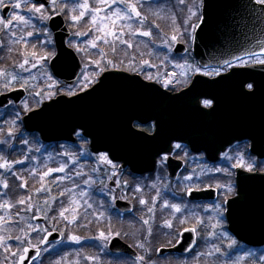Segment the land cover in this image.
Masks as SVG:
<instances>
[{
	"label": "rangeland",
	"instance_id": "obj_1",
	"mask_svg": "<svg viewBox=\"0 0 264 264\" xmlns=\"http://www.w3.org/2000/svg\"><path fill=\"white\" fill-rule=\"evenodd\" d=\"M6 3L17 2V0H5ZM22 7L20 9H13L9 17L14 14H20L25 16L30 21L29 24L25 25L14 21L11 29H7L0 23V28L6 33L5 38L8 42V48L12 49L17 45L25 47L26 43L31 39L42 36V44L52 46L53 38L49 30H46L47 20H41L39 14L28 12L30 7L29 0H18ZM85 0H57V4L46 9L45 17L51 16L53 13L64 14L67 20V24L72 29L73 39L69 41V46L72 47L80 57L84 58L86 53L93 52L99 59L103 57L105 65L109 66V58H106L102 46L107 47L108 51L114 55L118 60H130L127 64L128 70L137 72L145 77L151 76L152 79L157 82H162L165 88L171 90L179 89L181 86H186L191 77L196 73L194 69L198 68L195 62L192 60L190 54L177 56L173 53V47L177 42H181L190 47V41L192 37V30L195 25L201 0H129V3H135L138 10L141 12V18H136L133 14L131 21H120L116 27L118 39L111 35L100 40L97 37L104 35L103 32L96 31L97 25L91 24V13L85 15V17L76 25L70 20L71 8L74 3H84ZM92 7L98 5V0H87ZM67 4V9L64 5ZM27 5L28 7H25ZM119 7L124 8V4L117 3L113 5V8L107 9L108 14L111 11ZM55 8L56 11H52ZM0 8V17H2ZM79 11V10H77ZM195 13V15H193ZM101 16L105 15L104 12L100 13ZM151 16H154V22L151 21ZM8 17V18H9ZM141 19L143 23L141 24ZM6 20V19H5ZM157 21V23H155ZM82 29L77 30V27ZM182 23V25H181ZM131 24V28L127 25ZM33 25L35 27H33ZM46 25V26H45ZM123 25V27H121ZM151 25V26H150ZM159 25V27H157ZM170 27L175 34H167L163 29ZM2 31V29H1ZM139 31H150L152 35L141 36L138 34ZM15 33V36L12 33ZM33 33L29 36L28 33ZM86 33V34H79ZM177 36V40L173 41L171 37ZM23 38V39H21ZM39 39V38H38ZM37 39V41H38ZM96 40L97 46L93 48L89 41ZM128 41V44L122 41ZM46 41V42H45ZM39 42V41H38ZM2 41L0 40V46ZM131 45L129 47L128 45ZM40 50L43 54H37L33 56L31 53L26 54L21 64H24L25 59L28 63L24 64L23 68L21 64L17 70L6 72L16 76L15 81H11L10 77H0V84H8L9 89L14 87H24L27 90H31L30 98L21 105V110L26 111L27 109L39 106L43 101L53 98L57 92L65 91L67 95L69 92L78 93L84 91L83 87V76L88 75L90 78L97 80L101 74L99 68L96 67L95 63L85 62V69L77 82L73 87H65L60 81L55 79L51 74L48 67L49 57L44 52L45 49ZM39 56H47L45 60H40ZM50 56V55H49ZM102 56V57H101ZM105 56V57H104ZM12 60H14L12 58ZM112 61V60H111ZM148 61V63H145ZM35 65V66H33ZM113 66H116L112 61ZM183 65L184 67H179ZM102 68H106L103 66ZM99 73V75H97ZM174 74V75H173ZM148 79V78H147ZM166 81H171L166 84ZM93 84V83H92ZM91 84V85H92ZM89 85L88 87H90ZM87 87V88H88ZM39 93V95H36ZM49 93H52L49 98ZM21 116L20 109H8L0 110V128H6L7 145H14L19 136L20 143L22 146H26L28 157H23L19 160L9 161L4 155H0V162L8 164L7 168L0 167L2 174L0 175V197L5 191L6 187V174L9 171L15 170L16 167H20V173L29 172L30 175L39 174L40 180H42V188L35 193V202L29 203L27 208L22 211L21 214L13 212V209L7 207L10 205L8 201H2L0 205V237H3V241L0 242V252L2 251L3 256L0 253V260L4 257L0 264H15L18 256L22 253V250L26 244L29 246H37L40 244V239L46 232L50 230H57L56 225L65 223V221H71L75 214L77 219L80 215L90 214L91 212L98 213V217L106 222L110 223L111 220L108 213H117L114 209L113 202L116 198L127 199L130 198L133 201L136 211L129 217L124 218L127 230L129 231L130 241L124 238L126 242L134 246L146 259H150V262L155 264H264V248L250 249L245 246L239 245L236 241L235 244L229 248L232 236L227 232L225 226V220L222 212L217 209L222 208V201L230 195L232 191L228 190L230 185L233 189L232 181L221 182V177L225 174H229L230 167L228 162L221 167H208L206 165H197L196 158L190 160L191 165L194 164L193 169H189L184 173L183 178L179 181V184L164 182L163 171L159 170V173L152 180L133 179V184L130 187L129 195L126 194V187L128 186L129 175L124 172H120L115 163L108 164L101 159V156L106 154L93 155L89 152L85 141L80 140L77 146H66L59 145L55 148L46 147L39 145L37 138L32 137L29 139L26 135H22L20 132V120ZM2 131H0V134ZM9 133L12 135L10 136ZM3 139V140H4ZM3 140H0V144ZM241 156L246 162L243 151H240ZM15 156V155H14ZM239 159L233 158L234 155H230L226 161L232 162L236 160L237 164L240 163ZM109 159V158H108ZM22 161V163L18 162ZM115 165V167H113ZM64 167V172H52L48 176H44V173L49 169H57ZM162 167V163L160 164ZM159 167V168H160ZM192 167V166H191ZM44 169L43 173L39 172ZM124 173V174H123ZM189 173V174H188ZM192 175V176H191ZM192 177L191 180L185 179L186 177ZM38 177V176H37ZM211 179L214 181L215 186L220 191L221 199L216 202L212 207H185L180 204L174 198L171 199L172 195L178 194L184 191L188 185H197L204 179ZM130 179H132L130 177ZM109 181H115L116 188H111L108 185ZM200 181V182H199ZM62 187L65 185L64 190H61V195H67V202L55 203V199H45L41 202L40 196H50L53 186ZM150 188V189H148ZM149 191V193H148ZM86 193V195H82ZM169 193V194H167ZM151 196V197H150ZM53 197V196H52ZM144 200L147 203L142 204L140 201ZM76 201L77 203H73ZM107 202V204H106ZM165 204L168 206L166 207ZM61 207V211L68 209L65 212L67 220L61 217L60 214L53 215V206ZM91 205V207H88ZM171 205H179L180 211L176 212ZM152 211H149V209ZM169 215V217L167 215ZM199 214V216H197ZM43 216L46 219L45 224H35L32 220L34 216ZM115 215V214H113ZM87 217V216H86ZM18 219L23 225L22 232L20 233V239L17 240V236H9L10 220ZM148 220V224H144L143 221ZM200 223L201 229L197 233L199 239V245L195 251L187 258L178 257H157L156 251L162 243L163 237L168 243L173 244L174 239H178L179 235L174 234L173 225L183 224L190 225L191 222ZM165 221H171L172 228L165 226ZM180 224V225H181ZM71 225V223H70ZM151 228V235L148 234V229ZM162 229V231L156 230ZM47 229V231H44ZM65 226L60 231L65 237L66 231ZM163 232V234L161 233ZM180 233V232H179ZM100 234V232H99ZM110 237L115 236L117 233H106ZM144 234V235H143ZM154 234H157L154 236ZM35 240H31L32 237ZM76 235L69 234L65 237V240L60 244H55L49 248H46L43 255L46 253H54L56 250L67 249L64 255L57 259H52L49 264H102L105 262H111L108 259L107 241L96 238L94 242V251L92 248L84 246V241L80 238V243L72 241L71 237ZM119 236V235H116ZM122 238V237H121ZM134 238V239H133ZM176 241V240H175ZM143 243L144 248H140L137 245ZM106 245V247H105ZM154 246V256H152ZM5 248L8 250L6 251ZM216 248L220 249V252L216 251ZM15 253V255H13ZM211 253V255H209ZM43 257V256H42ZM87 257H95V260L87 259ZM110 258V257H109ZM124 259V258H123ZM109 260V261H108ZM127 260V259H125ZM105 262V263H106ZM36 264H41V259ZM134 264V263H127Z\"/></svg>",
	"mask_w": 264,
	"mask_h": 264
},
{
	"label": "water",
	"instance_id": "obj_2",
	"mask_svg": "<svg viewBox=\"0 0 264 264\" xmlns=\"http://www.w3.org/2000/svg\"><path fill=\"white\" fill-rule=\"evenodd\" d=\"M34 1L38 4L43 3L45 6L50 5L49 0ZM10 10V8H4L5 18ZM203 10V19L195 32L193 44V55L200 65L224 64L226 61L239 60L237 57L241 59L251 56V53L264 54V5L254 3V0H204ZM248 14L252 19L245 17ZM247 23H252L249 28L245 27ZM49 27L53 31L56 45V55L49 63L50 69L67 85H74L82 71V63L76 53L66 45L70 32L62 15L52 16L49 19ZM186 51V46L180 43L173 48V52L177 55H183ZM247 73L253 72L247 71ZM204 79L195 77L189 89L195 91L216 89L209 87V83L202 81ZM252 81L264 105V78H252ZM163 95L167 98L168 109L165 112L169 117L179 113L187 115V109L183 108V112L180 111L181 104L186 102V99L182 98V93L171 96L156 84L144 82L138 75L110 70L101 76L97 84L85 92L72 97L59 95L45 102L38 110L28 113L23 118V123L27 132H39L45 142H73V134L80 129L84 136L90 138V148L93 152H108L112 160L123 162L121 169L129 166L134 173L145 174L154 171L156 157L168 152L173 141H182L194 146L192 134L187 130H179L180 125L168 124L167 129L160 125V120L164 117L160 118L161 110L154 106L163 102L158 99ZM203 96L214 100L221 98L216 93ZM25 97L26 93L23 89L14 90L7 95L0 96V106H7L9 99L19 103ZM199 98V95L196 97L197 100L192 98L188 102L189 106L194 107L193 104L198 102ZM237 119L243 120V115L240 114ZM255 119L259 121L256 115ZM260 119L262 120L261 130L258 135L253 134V138L255 147L258 139L259 151L263 152L264 113ZM134 120L141 122L155 120L157 122L156 133L148 136L137 132L132 128ZM242 127L239 126L237 130L222 135L214 153L218 154L220 149L241 134L239 131ZM174 163L169 160V175L173 179L176 178L179 170L178 166L174 167ZM238 175V197L226 203L229 230L240 241L249 245H264V175H247L242 172ZM248 180L260 184L259 197L263 205L259 210L244 207L243 196L246 192L244 185L249 182ZM111 185L114 184L111 183ZM216 192L214 189L201 192L192 191L188 197L192 200L215 198ZM115 205L124 213L133 211L132 206L127 202L117 200ZM33 220L37 223L45 221L43 217L38 216ZM62 238L57 231L49 232L43 239L47 242L42 241L41 246L59 243ZM194 245L195 233L183 231L174 247L160 248L157 254L159 256L187 255ZM108 247L115 254H124L132 258L138 256L137 251L119 237L111 238ZM38 249L39 252L37 248H29V252L23 254L27 257L23 264H32L37 260L41 255V249Z\"/></svg>",
	"mask_w": 264,
	"mask_h": 264
},
{
	"label": "flooded vegetation",
	"instance_id": "obj_3",
	"mask_svg": "<svg viewBox=\"0 0 264 264\" xmlns=\"http://www.w3.org/2000/svg\"><path fill=\"white\" fill-rule=\"evenodd\" d=\"M12 10L13 9H11V12H12ZM1 13L3 14L2 9H1ZM198 13H199V16L196 19L197 23L199 22V20L201 18V5H200ZM6 19H8V18H6ZM1 29H2V31H1ZM5 35H6V33L3 31V28H0V40L2 41L1 46H0V70L5 71V72H11V71L17 70V68H19L20 64L22 63L24 56L26 54L28 55V52L25 51L26 46L30 42L34 41L35 39L30 38V41L26 43L25 47L23 46L24 44H22L21 46L17 45V47H13L12 49H10V48H8V42L6 41ZM37 39L39 42L37 41ZM42 39H43L42 36H39V37L37 36L35 41L38 45H40V47L43 46L42 49H45L44 52H46V53L54 52V50H55L54 41H53L52 46H50L49 42H48V45L45 43L42 44ZM8 53H10V56H11L9 59V60H11L10 62H8V60L6 58V55ZM12 58L14 60H12ZM257 58L258 57L248 58L242 62L231 64V67H229L228 65H213L210 68L203 69L198 64H196V66L202 72L194 74L186 86H181L179 89H176V90H171L169 88H165L163 86L162 82H157L156 80H149V79H147V77L141 75L146 81L156 83V84L160 85L163 89H165L167 92L175 94V93L180 92L183 89L187 88L190 85L191 80L195 75H197V74L203 75L202 74L203 72L212 73V71L214 69H216V70L220 71V75H218V76H214V75L205 76V75H203L209 79H212V81H210V82L213 85H210V87H213L216 89L213 91L209 90V89H205V90H200L198 92L195 91V93L196 94L197 93H208V94L216 93V94L223 96V97H221L218 100H214V99L208 98V97H200L198 99V102H195L193 104L194 107H192L193 121H191V123H192L191 126L185 127V128L184 127H182V128L175 127V128H178L179 130L182 129V130L189 131L192 134V137L194 139V142H193L194 146L190 147L186 143L174 142L171 145L170 154H164V155H161L157 158L155 171L151 174L139 176L138 179L143 178L142 181L152 180L159 173V170L162 169L163 177L166 178V179H164V182L167 181L168 183H171V184L177 182L179 184V181L184 176L183 174L186 173V171H188L190 168L191 169L194 168V164L191 165V163H190V160L193 158H196L197 165H206L208 167H221L228 162V166L230 167V170H229L230 175L225 174L223 177H221V180H220L221 182H225V183L226 182L228 183V182H230L229 180H231L232 184H233V192L230 195H228L227 198H225L222 201L221 206H222V208L226 209V206H225L226 201L235 197V195L237 193V189H238L237 169H240L241 171L247 172V173H250V172H248L244 168L236 167L235 166V165H237L236 160L229 162V161H226L225 159H228V157L232 154L234 155L233 158L239 159V154L241 156V153H239V152L243 151V155H244V158H245L247 163L256 164L258 167H260L262 169L261 171H258V172L254 171L251 173L253 174V173H263L264 172V158H261L258 155L257 148H256V152H253L251 150L252 141H254L253 134L258 135V133L261 130L260 128H258L257 121L249 120V121H246L243 123L242 120L237 119V116L241 112L250 113L253 116L255 114L260 115L263 113L264 105L261 102L260 93L258 92V90L256 91L255 84L252 81V78L257 79V78L263 77V66L264 65L258 64L256 62ZM259 58H263V57H259ZM105 67L106 68H104L105 69L104 71H106L108 69H116V70L122 69V66H120V65H116V66L109 65V66H105ZM237 70L251 71L253 73H247L246 72L243 75V78L241 77L242 79H240V78L238 79V77H240V75L236 74V75H234V77L232 79L233 75L229 74V73L232 71H237ZM221 76H224L226 78L223 80H215L216 78L221 77ZM249 82L253 83V87L255 90L254 94L248 93L247 88L244 87V85L246 83H249ZM17 88L25 90V93H26L25 99L20 103H16L14 101H11V103L8 107H6V108L0 107V110L5 111L8 109H10V110L11 109H20L21 115H22V117H21V122H22V118L27 112H30V111L38 108L39 106H37V107L34 106L33 108H29L26 111L21 110L22 109L21 105H23V103L25 101H27L31 96V90H27V88H24L21 86L9 89V88L5 87V85L0 84V96L6 95L10 91L17 89ZM238 94H239V96H238ZM164 96L165 95H163V97L161 96V98L158 97V99L162 100L163 102H161L159 105L154 106L155 108H159L161 110L162 116H160V118L164 117V119L160 120V125L164 126L167 129L168 124L173 125V126H178V125H183V124L189 123V121H187V120H182V117L178 114L174 115V116H170V117L168 116L167 112H165V110L167 109V103H166V97H164ZM204 99H211L213 101L212 108H204V106H203V100ZM233 116L235 117L234 120H232ZM260 122L261 121H259V124H260ZM152 125H155V128H153ZM156 126H157V122L155 120L145 122V123H141L139 121H134V123H133V127L136 130L145 132V133L150 134V135L155 132ZM239 126H243L240 130L241 133H244V135H247L250 138L243 139L240 142H236L232 146L226 148V150H224L219 155L218 161L213 162L210 159L211 157H213V146L212 145H213V143H217V142L221 141V137H219L214 142L215 134H220V133L222 134L225 132H227V134H228L229 132L231 133L232 131L237 130L239 128ZM21 128H23V124H22ZM3 129H6V128L1 127L0 131H3ZM22 135H24V134L22 133ZM76 137H77V142H78L77 145H78L80 140H82L84 138L81 136V133H79V132L76 133ZM200 139H203L204 142H200L199 141ZM15 142L17 144L10 147L11 149L22 147V146L18 145V144H20L19 136ZM177 143H179L181 145V147L179 149H177L175 147V144H177ZM256 143L258 144V139H257ZM207 151L209 152V154L207 153ZM164 156H167L166 160L163 159ZM169 160L170 161L173 160V162H175L174 164L179 167V173H178V176L176 177L175 180H172L168 174V162H169ZM161 163H162V167H160ZM122 172H124L125 174L127 173L129 175L128 178L134 177L133 175H131L129 173V170L122 171ZM108 185H109V182H108ZM217 187L218 186H215L213 180L206 178V179L202 180L197 185H191V186L188 185L186 188H183L184 191H181L178 194L172 195L171 199L174 198L176 201H178L180 204H183L185 207H188V206H190V207H192V206H195V207H212L213 205L216 204V202H218L219 199H221V194H220V191ZM129 189H130V186L128 185L126 187V190H125L126 194H128V195L130 192ZM148 189H150V188H148ZM188 189H192V190H196V191H201L204 189H217L218 198L216 200H213L211 198H206V199H202L199 201L192 200L188 197ZM244 189L246 191L244 201H243L245 208L246 209H256L259 205V202L257 199L258 185L255 183H246L244 185ZM248 191H249V196H247ZM148 193H149V191H148ZM167 194H169V193H167ZM128 199L129 200H127V199H124V200H127L129 202L132 201L130 198H128ZM225 212L226 211L222 212L221 214H223L224 220H225V226L224 227L228 231V228H227L228 224H227V220L225 218ZM167 216L169 217V215H167ZM197 216H199V214ZM180 224L181 223L173 225L174 232H180L181 233L185 228H196L195 233L197 235V233L201 229V224L196 223L195 220H194V222H191L190 225H183V224L180 225ZM198 238L199 237L197 235V240H198ZM178 239H179V237H178ZM234 240L239 245L247 247L246 245L238 242L236 239H234Z\"/></svg>",
	"mask_w": 264,
	"mask_h": 264
},
{
	"label": "snow or ice",
	"instance_id": "obj_4",
	"mask_svg": "<svg viewBox=\"0 0 264 264\" xmlns=\"http://www.w3.org/2000/svg\"><path fill=\"white\" fill-rule=\"evenodd\" d=\"M52 4L53 5H56L57 4V0H51ZM181 2H183V0H181ZM117 3H120V4H124V8L121 9L119 7H116L114 8L110 14H108L107 12V9L109 8H113V5L117 4ZM254 3H257V4H261V5H264V0H254ZM98 5L100 6H97V7H92L88 2L87 0H85L84 3H74L73 4V7L71 8V15H70V20L71 22L76 25L78 24L84 17L86 14H88L89 12L92 14L91 15V24L92 25H97L98 24V21H99V25L101 26H97L96 28V31L98 32H103L104 35L101 36V37H97V39H100V40H103L105 39V37L111 35L112 37L114 38H119L118 35H117V31H116V27L117 25L119 24L120 21H131L133 19V14L136 18H141V12L138 10V7L135 3H129V0H98ZM22 7L21 3L18 2H12V3H6L5 0H0V8H11V9H20ZM25 7H28L27 5H25ZM64 7L67 9V4L64 5ZM79 10V11H77ZM46 9H45V5L43 3L37 5L36 3H32L30 7H28V12L30 13H37L39 14V18L41 20L43 19H51V16H48V17H45L44 13H45ZM52 11H56L55 8L52 9ZM101 12H104L105 15L101 16L100 13ZM193 15H195V13H193ZM16 21V22H19V23H22V24H29L30 21L28 19L25 18V16L23 15H20V14H14L12 17H9L8 19H4L3 17H0V23L3 24V26L7 29H11L12 26H13V22ZM141 24L143 23V20L141 19ZM129 28H131V24H128L127 25ZM33 27H35L33 25ZM121 27H123V25H121ZM157 27H159V25H157ZM79 34H86V33H79ZM139 35L141 36H151L152 33L150 31H139L138 32ZM13 36H15V33L13 32L12 33ZM29 36H32L33 33L29 32L28 33ZM195 37H192V39H194ZM23 39V38H21ZM171 39L173 41H176L177 40V36L173 35L171 37ZM123 43L125 44H128V41H122ZM89 43L91 44V46L93 48H95L97 46L96 44V40H92V41H89ZM129 47H131V45L129 44L128 45ZM32 55L35 57L37 56V53L33 52ZM49 55H51V53H49ZM251 55H256L255 53H251ZM40 60H45L47 59L48 57L47 56H39L38 57ZM237 59H240V57H237ZM258 64L260 65H264V58H257V61H256ZM28 61L27 59H25L24 61V64H27ZM92 63H95L96 64V67L99 68L100 70V73H102L105 69L100 67V61H92ZM145 63H148V61H145ZM226 63L228 64L229 67H231V64L230 62H227ZM24 64H21V67L23 68ZM108 64H112V61L109 60L108 61ZM35 66V65H33ZM246 66V65H245ZM179 67H184L183 65H179ZM195 72H199L200 69L199 68H196L194 69ZM203 75L205 76H208V75H214V76H218L220 75V71L219 70H216L214 69L212 71V73H209V72H203L202 73ZM97 75H99V73H97ZM174 75V74H173ZM0 77H10L11 81H15L16 80V76L15 75H12V74H9V73H6L5 71H2L0 70ZM148 79H152L151 76L147 77ZM96 81L92 78H90L88 75H84L83 76V87L84 89H87V87L89 85H91L92 83H95ZM171 81H166V84L167 83H170ZM5 87H8V84L6 83L5 84ZM244 87L247 88L248 90V93L250 94H254L255 90H254V87H253V83H246L244 85ZM69 95H75L76 93L75 92H69L68 93ZM36 95H39V93H37ZM51 95H53L52 93H49V98H51ZM203 106L204 108H212L213 106V101L211 99H204L203 100ZM25 109H27V105H25ZM153 128H155V125H152ZM9 135L11 136L12 134L9 133ZM175 147L177 149H179L181 147V145L179 143L175 144ZM253 152L256 151V148L255 146L253 145V148H252ZM262 155H264V153H261ZM101 159L104 160L106 163L108 164H112V161L108 159V156L107 155H103L101 156ZM164 160L167 159V156H164L163 157ZM20 163H22V161H18ZM236 167H240V168H244L246 169L248 172H254V171H261L262 169L260 167H258L256 164H252V163H247L244 161L243 157L241 156L240 157V163H238L237 165H235ZM0 167H4V168H7L8 167V164L5 162L4 164H0ZM113 167H115V165H113ZM64 172L65 169L64 167H60V168H57V169H49L47 172L44 173V176H48L50 175L52 172ZM185 179H188V180H191L192 177H186ZM26 186L25 185H22V187ZM4 187H8L7 183L4 184ZM228 190L229 191H232V187L229 185L228 186ZM188 194L191 195L192 194V189H188ZM82 195H86V193H82ZM29 199H31L29 197ZM142 204H145L147 203L146 201L144 200H141L140 201ZM19 203L21 204H24L25 201L23 199H21L19 201ZM73 203H77L76 201H73ZM165 206L167 207L168 205L165 204ZM7 207L11 208V205H7ZM88 207H91V205H88ZM171 207L176 211V212H179L181 209L179 207V205H171ZM219 212H224L226 211L227 209H224V208H219L217 209ZM68 209H64L63 211H61L59 214L61 217H64L65 220H67V216H65V212H67ZM149 211H152V209L150 208ZM76 215L74 214L73 217H72V220L70 221V223H76ZM144 224H148L149 221L148 220H144L143 221ZM165 226L168 227V228H172V223L171 221H165ZM44 231H47V229H45ZM185 232H191V233H195L196 232V228H185L184 229ZM148 234L151 235V228L149 227L148 229ZM116 235H119V233H117ZM178 235H182V233H178ZM3 237H0V242L3 241ZM17 240H19L20 238L17 237L16 238ZM72 241L76 242V243H80V238L78 236H72L71 237ZM98 239H101L103 241H107L109 239V236L105 234V232L101 231L100 234H99V237ZM43 242H47L46 240L43 241ZM235 240H232L231 243L228 245L229 248L232 247L233 244H235ZM138 247L140 248H144V244L143 243H140L137 245ZM106 247V245H105ZM5 250L7 251L8 249L5 248ZM23 253H28L29 252V248H23ZM216 251L217 252H220V249L219 248H216ZM37 252H39V249L37 248ZM13 255H15V253H13ZM209 255H211V253H209ZM26 255H20L19 257V261H18V264H23V261L26 259ZM87 259H90V260H95L96 258L95 257H87ZM134 264H151L150 261H147L146 260V257L144 255H138L135 257V261H134Z\"/></svg>",
	"mask_w": 264,
	"mask_h": 264
},
{
	"label": "trees",
	"instance_id": "obj_5",
	"mask_svg": "<svg viewBox=\"0 0 264 264\" xmlns=\"http://www.w3.org/2000/svg\"><path fill=\"white\" fill-rule=\"evenodd\" d=\"M154 20H155L154 16H151V21L154 22ZM155 23H157V21H155ZM82 27H83V23H81V27L80 26L77 27V30H80V28L82 29ZM163 29L166 31L167 34H171V35L175 34L173 33V30H171L170 27L168 26ZM40 48H41L40 45H38L36 41L34 40L26 46L25 51L28 52V54L31 52L42 54L43 52L40 50ZM101 49L105 51L106 58H109L115 64H118L122 67L128 66L127 63L130 61L129 59L120 61L118 60V58H116L114 55H112L108 51L107 47H101ZM10 57H11L10 53H8L6 55L8 62L11 61L9 60ZM105 60H103V57L99 59V56H97L93 52L86 53L84 56V61L88 63H92V61H100V67L105 65L104 64ZM4 136H5V132L0 135V140H3ZM0 152H2V154L9 160H19L23 157L29 156L25 147L11 149L9 146L8 149H6V147L0 149ZM1 174L2 172L0 169V175ZM5 179H6V183L8 187H6L5 191L2 193L3 197H0V205L3 204L2 201H4V203L5 201H8L9 204L11 205V209H13V212L17 211V213L21 214L22 211L27 208L29 203L35 202L36 200L35 193L38 192L40 188H42V180H40V177H37L36 174L30 175L29 172L20 173V167H16L14 172L11 171L8 174H6ZM132 181H133L132 179L128 178V184L130 186L133 184ZM25 184L26 186L22 187V185H25ZM65 187H66L65 185H63L62 187H58V185L57 186L54 185L50 196H47V195L40 196L41 202H43V200L45 199H53V198L55 199V203L57 205L61 202L63 203L67 202V195H63V194L61 195V190H64ZM29 197L31 199H29ZM21 199L25 201L24 204L19 203ZM60 209L61 207H57L54 205L52 214L58 215L59 214L58 212L60 211ZM113 214L114 213L109 215V218L111 219L109 220L111 221L110 223L106 222V220H102L101 218H99L97 216L98 213L91 212L90 214L80 215L78 219H76V223H71V225L69 221H65V223L62 222L60 224H57L56 229L58 231H62L63 227L65 226L66 228L64 229L66 231L65 237H68L69 234L79 236L80 238L83 239L85 243L84 246L90 247L94 251L97 252V250H95V247L93 245H94V242H96V238L98 237L99 232L101 231L106 232V233H119V236L125 237L128 240H132L130 239L131 237L129 235V231L127 230V226L125 223L126 220H124V218L119 217L118 215H113ZM9 224L10 226H8V228L10 229V232H11L9 233V236L20 237V233L22 232L23 225L21 221H19V218L18 219L15 218L14 220L11 219ZM158 231L160 230L158 229L156 230L157 234L159 233ZM161 233L163 234V232ZM157 234H154V236ZM162 237H163V240L160 245L167 246L168 242L166 241L164 235H162ZM35 239L36 238L34 236L31 238V240H35ZM66 251L67 249L64 248V249L56 250L54 251V253H46L41 258V264H49L52 261V259H57V258L62 257ZM154 252L155 250L153 248L152 256H154ZM0 253L3 256L2 251ZM109 257L108 259L111 260L112 263L109 260H108L109 262H106L105 260L106 263L104 262L102 264L134 263V260H128V259L125 260L123 258H118V257H110V258ZM3 258L4 257H2V259ZM149 258L150 259H146V260L151 261V257ZM87 263L92 264L89 262ZM151 264H155V263L151 262Z\"/></svg>",
	"mask_w": 264,
	"mask_h": 264
}]
</instances>
